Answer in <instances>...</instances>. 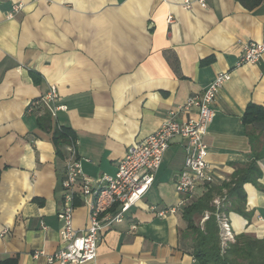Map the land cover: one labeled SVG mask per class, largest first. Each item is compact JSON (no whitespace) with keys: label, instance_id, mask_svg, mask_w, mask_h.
<instances>
[{"label":"crops","instance_id":"1","mask_svg":"<svg viewBox=\"0 0 264 264\" xmlns=\"http://www.w3.org/2000/svg\"><path fill=\"white\" fill-rule=\"evenodd\" d=\"M184 1L0 0V264H57L33 253L63 246L58 212L68 147L59 158L52 133L37 127L29 109L54 85L56 105L66 107L52 114L54 124L75 131L78 155L90 159L84 172L96 178L114 174L129 145L229 72L205 137L208 160L220 185L260 155L259 187L243 188L249 218L228 216L235 235L264 237V124L243 122L250 103L264 106V56L237 66L244 43L264 40V0H206V7L192 0L190 9ZM14 4L22 9L10 18ZM184 160L174 139L151 189L104 232L97 258L80 264H199L187 246L184 207L164 217L150 209L179 204ZM88 221V209L78 206L75 227Z\"/></svg>","mask_w":264,"mask_h":264},{"label":"built area","instance_id":"2","mask_svg":"<svg viewBox=\"0 0 264 264\" xmlns=\"http://www.w3.org/2000/svg\"><path fill=\"white\" fill-rule=\"evenodd\" d=\"M206 7V0H198ZM193 1L185 0L183 7L192 8ZM22 4H14L9 12L10 18L21 11ZM172 16H169V21ZM237 66L256 63L264 56V40H251L243 44ZM230 78L229 72H219L211 83L199 93L188 98L186 103L172 109L161 127L142 140L129 145L124 157L117 165L114 174L104 173L92 178L84 172V162L90 159L80 157L75 145L68 146L64 176L61 181L63 196L58 216L64 221L60 231L63 246L54 253L37 250L34 258L46 257L47 262L57 264H80L94 261L97 248L106 230L124 221L130 207L136 205L151 189L161 168L165 154L174 139H180L185 154L184 167L176 180V191L181 196L176 207L159 210L150 207L158 217L186 206L196 190L202 186H211L217 180L213 167L208 160L209 147L205 141L209 127L215 117L214 104L220 89ZM58 92L55 85L43 97L44 103L52 114L64 105H56ZM224 198L213 200L222 246L235 239L228 213L222 211ZM78 206L89 211L87 226L79 230L74 225V212ZM206 212L202 223L208 219Z\"/></svg>","mask_w":264,"mask_h":264},{"label":"trees","instance_id":"3","mask_svg":"<svg viewBox=\"0 0 264 264\" xmlns=\"http://www.w3.org/2000/svg\"><path fill=\"white\" fill-rule=\"evenodd\" d=\"M210 61L212 58L204 62ZM30 75L35 83L40 81L37 72L30 71ZM29 109L37 115V127L52 133L58 157L65 158V147L76 144L75 131L69 126L54 124L52 112L43 98L34 99ZM243 122L245 125L264 124V106L250 103L243 115ZM251 143L254 148L253 137ZM259 158L260 155L256 153L255 159L246 166L237 168L228 181L220 185L207 186L200 195L189 199L184 206L182 215L187 223L185 237H191V242L187 246L199 264H264V237L257 238L242 233L235 235V239L229 241L226 246H222L220 228L215 218L216 207L213 204V200L220 196L224 198L222 211L228 213L233 210L249 218L250 214L245 210L247 194L243 188L249 182L259 187V180L262 177L257 164ZM206 212H210V216L201 223V218Z\"/></svg>","mask_w":264,"mask_h":264}]
</instances>
